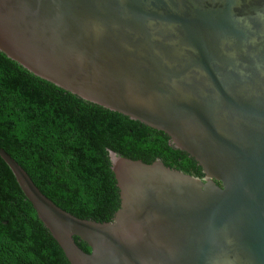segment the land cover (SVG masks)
Returning a JSON list of instances; mask_svg holds the SVG:
<instances>
[{
  "label": "water",
  "instance_id": "1",
  "mask_svg": "<svg viewBox=\"0 0 264 264\" xmlns=\"http://www.w3.org/2000/svg\"><path fill=\"white\" fill-rule=\"evenodd\" d=\"M0 51L165 132L202 168L105 150L120 203L96 221L0 147L70 264H264V0H0Z\"/></svg>",
  "mask_w": 264,
  "mask_h": 264
},
{
  "label": "trees",
  "instance_id": "2",
  "mask_svg": "<svg viewBox=\"0 0 264 264\" xmlns=\"http://www.w3.org/2000/svg\"><path fill=\"white\" fill-rule=\"evenodd\" d=\"M168 135L42 79L0 51V147L63 210L110 220L120 199L105 150L202 177ZM89 252L88 245L74 236ZM0 264H70L0 157Z\"/></svg>",
  "mask_w": 264,
  "mask_h": 264
}]
</instances>
